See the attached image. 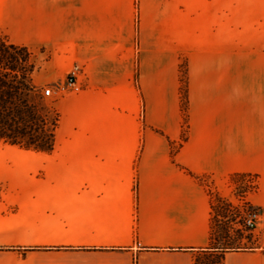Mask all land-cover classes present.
I'll use <instances>...</instances> for the list:
<instances>
[{
	"label": "crops",
	"instance_id": "1",
	"mask_svg": "<svg viewBox=\"0 0 264 264\" xmlns=\"http://www.w3.org/2000/svg\"><path fill=\"white\" fill-rule=\"evenodd\" d=\"M0 35L40 51L35 86H82L52 150L0 142V264H264V0H0ZM236 173L261 218L223 252L204 179Z\"/></svg>",
	"mask_w": 264,
	"mask_h": 264
},
{
	"label": "rangeland",
	"instance_id": "2",
	"mask_svg": "<svg viewBox=\"0 0 264 264\" xmlns=\"http://www.w3.org/2000/svg\"><path fill=\"white\" fill-rule=\"evenodd\" d=\"M230 18L217 17V21L222 20L220 23L223 24ZM237 19L242 21L243 17L237 16ZM1 39L0 35V131L13 135L23 145L30 142L47 144L52 140L58 113L54 98L46 96L44 92V88L49 85L40 88L32 81V74L38 67L40 51L3 45ZM186 76L184 62L181 65V103L185 127L188 122ZM4 119H9L11 125H6ZM3 142L8 143L5 140ZM204 180L211 195L212 236L215 243L233 247L255 246V233L246 226L245 219L256 208L247 199V194L257 189V176L229 175L221 187L211 183L210 177ZM7 196L0 187V203H10ZM195 264H223L222 255H200Z\"/></svg>",
	"mask_w": 264,
	"mask_h": 264
},
{
	"label": "built area",
	"instance_id": "3",
	"mask_svg": "<svg viewBox=\"0 0 264 264\" xmlns=\"http://www.w3.org/2000/svg\"><path fill=\"white\" fill-rule=\"evenodd\" d=\"M79 74H80V69L78 67H74L69 71L66 80L64 82L58 83L56 85L46 86L44 88L45 95L51 97H61L68 93L81 91L82 86L78 80ZM257 185H258V177H257ZM260 218H261L260 209L256 207L255 209H253L248 213L245 219L246 226L250 230H255L260 222Z\"/></svg>",
	"mask_w": 264,
	"mask_h": 264
},
{
	"label": "trees",
	"instance_id": "4",
	"mask_svg": "<svg viewBox=\"0 0 264 264\" xmlns=\"http://www.w3.org/2000/svg\"><path fill=\"white\" fill-rule=\"evenodd\" d=\"M1 41L3 42V45L10 44L4 38H2ZM10 46L15 47L16 45L10 44ZM19 47H21V46H19ZM25 48H27V47H25ZM20 118H22V117H20ZM57 120H58V118H57ZM57 120H56V123L54 125L55 128H56V125H57ZM4 122L8 126L11 125V123H9V119H4ZM20 132H22V131H20ZM21 134H24V133L22 132ZM51 136H52V140H51V142H49L47 144H42L41 145L40 143L36 144L34 142H30L29 144L23 145L20 141H17L16 137H14L13 135L9 134L6 131H0V142L5 140V142H8V143L10 142L11 144H17V145H21V146H24V147H27V148H33V149H36V150L49 151V150L53 149V145H54V143H53L54 142V131H52V135ZM239 175H251V174H246V173L232 174L233 177L234 176H239ZM212 241H213L214 247L217 248L218 250H222L223 252L229 251V250H235L237 248H240V247H233V246H229V245H217L215 243V239L213 238V236H212Z\"/></svg>",
	"mask_w": 264,
	"mask_h": 264
}]
</instances>
